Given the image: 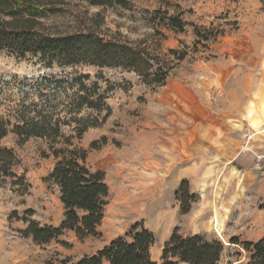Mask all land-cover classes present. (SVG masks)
<instances>
[{
    "label": "rangeland",
    "instance_id": "rangeland-1",
    "mask_svg": "<svg viewBox=\"0 0 264 264\" xmlns=\"http://www.w3.org/2000/svg\"><path fill=\"white\" fill-rule=\"evenodd\" d=\"M127 1L130 6L126 9L91 7L77 1L56 3L54 7L60 11L51 17L47 26L54 35L90 32L148 50L163 62L174 65L161 88L148 87L137 74L122 69H63L58 65L46 68L37 61L0 54V107L6 117L23 103L51 109L48 103L52 100L56 117L66 119L72 91L61 92L53 100L51 87L54 79L65 81L77 74H88L91 82H99L103 90H109L106 103L110 108V116L101 126L89 129L81 140H73L77 148L88 152V166L106 173L110 189L105 219L99 228L101 235L96 238L81 241L73 232H67L58 241L39 246L20 236L18 231L25 229V224L17 219L9 220L13 213L22 219L28 211H33L31 219L41 225L58 226L63 219L59 191L44 181L56 159L44 139H31L20 145L16 136L10 134L2 141L4 147L15 151L19 165L14 171L23 175L30 187L27 195H21L18 188L10 185L0 188V264L77 262L125 236L135 223L148 227L157 245L164 239H167L164 244L169 240L175 223L182 224L180 233L187 236L186 230L193 224L190 220L183 222L181 217L173 216L170 230L163 225L164 219L179 206L175 192L180 184L174 187L173 181L179 171L192 164L187 158L193 152L187 148L191 136L199 133L204 142L202 135L210 127L214 125L216 132H223V120H228L231 124L228 135L239 142L240 152L246 145V135L261 131L257 126L264 121V2ZM165 13L181 18L185 23L184 33L172 29ZM195 28L203 34L200 42ZM211 35L217 37L206 44V38ZM171 49L179 51V55L186 51L188 56L178 62L168 53ZM43 95L48 97L44 98L46 104L40 101ZM240 97L247 98L245 105ZM250 109L251 119L248 115L245 117ZM88 115L92 119L97 116L88 111L82 114ZM104 115H98L99 119ZM196 115L200 117L198 125L194 122ZM70 130L63 128L65 137L71 135ZM103 139L107 140L104 146ZM94 142L98 143V150L91 149ZM236 157L233 154L232 162L225 165L218 159L209 162L221 165V172L217 167L213 175L211 188L202 190L209 200L217 198L223 202L239 193L243 182L260 180L264 168L263 171L254 168L255 179H249L238 160L234 161ZM250 214L248 208L236 207L227 222L226 233L223 228L218 229L216 221V237L206 236L208 240L223 243L220 264H247L249 254L241 246L230 243V231L242 224L237 223L240 217Z\"/></svg>",
    "mask_w": 264,
    "mask_h": 264
},
{
    "label": "trees",
    "instance_id": "trees-1",
    "mask_svg": "<svg viewBox=\"0 0 264 264\" xmlns=\"http://www.w3.org/2000/svg\"><path fill=\"white\" fill-rule=\"evenodd\" d=\"M77 1L91 7L108 8L130 6L127 0H0V54H7L19 60L37 61L46 68L54 65L65 68L93 67L102 69H122L131 71L140 77L143 84L153 89L165 86L174 65L155 57L146 49L135 47L116 40H107L94 33L54 35L47 24L60 10L56 3ZM264 2V0H259ZM168 24L179 33H184L185 23L179 16L165 13ZM200 42L203 34L195 28ZM207 37L205 42L215 40L216 35ZM206 46V45H205ZM177 61H183L188 53L179 55L177 50L168 52ZM88 74L67 77L65 81L54 79L51 87L53 100L61 92L72 95L67 103V117H56V108L51 100L46 106L23 103L6 117L0 107V188L6 185L18 188L21 195H27L29 185L23 175L15 173L19 165L13 149L4 147L2 141L10 134L16 136L18 143L24 144L31 139H44L49 151L56 159L51 173L44 179L59 191L63 205V219L58 226L41 225L32 220L33 211H28L20 219L13 213L9 220L17 219L25 224L18 231L20 236L31 239L39 246L58 241L67 232H73L79 240L99 237L110 189L106 182V173L93 170L88 164V152L77 148L73 140H81L91 128H97L110 116L106 101L109 90H103L99 82H91ZM99 80V79H98ZM48 98L41 96L46 104ZM48 102V100H47ZM97 114L92 119L84 112ZM105 113L99 119L98 115ZM71 128V135L65 137L63 128ZM107 144L103 139L102 146ZM91 149L98 150L97 142ZM181 215L191 212L200 197L191 191L188 180H182L175 192ZM264 211V201L258 206ZM156 242L155 235L141 223H135L125 236H120L91 256H85L77 262L68 264H220L224 245L219 240H208L201 234L183 236L176 227L162 249L160 263L153 261L151 249ZM230 243L239 245L249 254L247 264H264V238L258 241H242L232 237Z\"/></svg>",
    "mask_w": 264,
    "mask_h": 264
},
{
    "label": "crops",
    "instance_id": "crops-1",
    "mask_svg": "<svg viewBox=\"0 0 264 264\" xmlns=\"http://www.w3.org/2000/svg\"><path fill=\"white\" fill-rule=\"evenodd\" d=\"M243 105L246 104L247 98L240 97ZM247 109V105H246ZM198 114V113H197ZM253 118L252 109L246 113L245 117ZM200 117L196 115L194 122L199 124ZM228 120H223V132H216L214 125L207 130V133L202 135L205 141L200 139V134L196 133L191 136L190 147L193 152L188 159L192 160V164L188 169L179 171L176 175V179L173 181L174 187H177L182 180H188L190 183L191 191L200 196L199 202L193 205L192 210L187 215H181L179 212V206L173 209L172 213L168 215L165 220L166 230H170L172 227L170 224L174 222L173 216L181 217L184 221H192V227L190 230H186L188 235L201 234L208 237H216L215 233L218 227H214L216 221L219 228L226 233L228 220L234 208H248L250 215L248 217H240L237 223L242 222L240 226H234L231 229V237H239L242 241H258L264 238V211L259 210L258 206L264 201V173H261L260 180L243 182L240 188V192L229 197L228 200L219 201L217 198L209 200L207 194L202 190H209L211 188L213 175L218 171L221 172L220 164H209L211 160L218 159L222 165L231 163L233 154L237 155L238 165L243 169V173L249 179H255L256 174L254 169L255 156L264 152V121L261 125L257 126L261 129L260 132L250 134V138L245 141V147L243 151L246 152L243 155V151L239 152V142L232 140L228 134L231 131V127L228 124ZM255 127V125H254ZM261 135V136H260ZM185 140L183 141L184 146ZM201 150V151H200ZM239 153V154H238ZM240 155V156H239ZM241 156H243L241 158ZM263 171V170H262ZM218 172V173H219ZM222 208V210H221ZM150 210V209H149ZM151 211V210H150ZM147 212V210H146ZM242 216V215H240ZM105 219V218H104ZM176 224V223H175ZM173 226V229L182 226L181 223ZM148 229V227H145ZM150 230V229H149ZM180 230V229H179ZM216 230V231H215ZM182 233L183 230L181 231ZM171 234H169L170 236ZM244 239V240H243ZM167 239L161 241L160 245H157L156 240L154 246L151 249V256L153 261L160 263L162 249L164 242Z\"/></svg>",
    "mask_w": 264,
    "mask_h": 264
},
{
    "label": "built area",
    "instance_id": "built-area-1",
    "mask_svg": "<svg viewBox=\"0 0 264 264\" xmlns=\"http://www.w3.org/2000/svg\"><path fill=\"white\" fill-rule=\"evenodd\" d=\"M246 137L248 139L250 138L249 135H246ZM245 150H246V147H245ZM254 168L258 171L264 168V152L255 156Z\"/></svg>",
    "mask_w": 264,
    "mask_h": 264
}]
</instances>
